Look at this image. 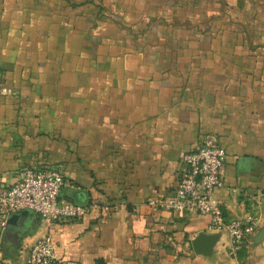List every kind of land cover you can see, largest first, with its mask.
<instances>
[{
  "label": "crops",
  "instance_id": "1",
  "mask_svg": "<svg viewBox=\"0 0 264 264\" xmlns=\"http://www.w3.org/2000/svg\"><path fill=\"white\" fill-rule=\"evenodd\" d=\"M207 144L227 151L225 215L258 216L243 256L210 215L148 204ZM45 163L91 209L0 217V264L48 233L56 264H264V0H0V190ZM200 234L216 237L204 255Z\"/></svg>",
  "mask_w": 264,
  "mask_h": 264
},
{
  "label": "built area",
  "instance_id": "2",
  "mask_svg": "<svg viewBox=\"0 0 264 264\" xmlns=\"http://www.w3.org/2000/svg\"><path fill=\"white\" fill-rule=\"evenodd\" d=\"M227 151L219 144L199 145L183 155V167L170 195L151 198L148 204L157 210L200 213L211 216L210 226L226 229L231 237L230 251L238 252L249 243L256 230L258 216L228 218L224 204L214 197V190L224 185L223 168ZM12 184L0 190V217L6 226L9 216L23 210L36 211L53 226L82 219L91 205L62 201L67 183L65 170L56 164L25 165ZM57 253L50 233L30 246L23 264H56Z\"/></svg>",
  "mask_w": 264,
  "mask_h": 264
},
{
  "label": "water",
  "instance_id": "3",
  "mask_svg": "<svg viewBox=\"0 0 264 264\" xmlns=\"http://www.w3.org/2000/svg\"><path fill=\"white\" fill-rule=\"evenodd\" d=\"M30 210H23L18 213H14L9 216L8 226H18L19 223H22L23 217L30 214ZM255 243H260L264 240V226L260 229L257 235L253 237ZM216 237L211 235L200 234L193 240V249L198 254H207L211 252L213 245L215 244Z\"/></svg>",
  "mask_w": 264,
  "mask_h": 264
},
{
  "label": "rangeland",
  "instance_id": "4",
  "mask_svg": "<svg viewBox=\"0 0 264 264\" xmlns=\"http://www.w3.org/2000/svg\"><path fill=\"white\" fill-rule=\"evenodd\" d=\"M246 246H247V245H246ZM246 246H244V247H246ZM244 247H243V248H244ZM240 250H241V249H240ZM240 250H239V251H240ZM194 251H195V250H194ZM239 251L236 252V253H233V252H231V251L229 250V253H230V255L233 256V257H238V255H239ZM197 254H198V253H197ZM199 255H204V254H199ZM208 255H210V254H208ZM208 255H206V256H208ZM189 264H197V263H194L193 261H190Z\"/></svg>",
  "mask_w": 264,
  "mask_h": 264
},
{
  "label": "trees",
  "instance_id": "5",
  "mask_svg": "<svg viewBox=\"0 0 264 264\" xmlns=\"http://www.w3.org/2000/svg\"><path fill=\"white\" fill-rule=\"evenodd\" d=\"M247 248H242L240 251H239V256H243L246 252Z\"/></svg>",
  "mask_w": 264,
  "mask_h": 264
}]
</instances>
